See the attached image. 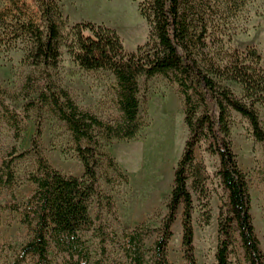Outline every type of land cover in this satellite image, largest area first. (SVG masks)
I'll use <instances>...</instances> for the list:
<instances>
[{"label": "rangeland", "instance_id": "obj_1", "mask_svg": "<svg viewBox=\"0 0 264 264\" xmlns=\"http://www.w3.org/2000/svg\"><path fill=\"white\" fill-rule=\"evenodd\" d=\"M66 21L65 28L79 22L105 24L117 30L128 51H134L149 37L150 26L139 9L140 0H57ZM36 0H0L11 12L36 9ZM218 37V38H217ZM210 40L215 53L240 51L255 47L264 68V0H251L246 9L228 19L222 34ZM31 43L19 39L0 48V174L4 162L13 161L15 174L12 188L0 185V264H14L21 248L35 235V223H25V201L34 191L30 176L37 172L38 154L33 143L38 139L41 154L49 164L65 176L81 177L84 166L79 158L73 133L52 102L50 94L59 89L68 92L75 103L106 124L122 119L118 98L119 86L109 70L87 71L75 62L66 47L56 68L35 66L30 62ZM140 130L132 139L107 140L101 136V151L113 157L120 172L110 164L108 156L96 166L99 193L89 205L93 226L83 234L89 248L86 264H130L126 256L124 233L143 226L146 260L151 263L154 247L168 213L174 185V173L189 135L185 123L184 99L177 82L162 75L141 77ZM238 97H243L239 84L228 82ZM61 103L64 102L62 97ZM264 128V106H259ZM232 147L241 168L247 173L251 193V213L256 234L264 253V142L253 135L250 122L231 110ZM88 141L83 140L82 146ZM25 156L19 157L21 153ZM14 159V160H13ZM196 162L203 167L204 177L196 185L188 181L193 196L196 264H218V217L227 195L217 172L219 156L202 141L196 149ZM183 210L179 207L172 226L173 236L167 257L173 264H189L184 254ZM106 231L103 251L99 227ZM48 257L53 264H75L84 257L70 254L53 240ZM102 259V260H101ZM29 255L22 264H39ZM230 264H248L239 236L231 247Z\"/></svg>", "mask_w": 264, "mask_h": 264}, {"label": "trees", "instance_id": "obj_2", "mask_svg": "<svg viewBox=\"0 0 264 264\" xmlns=\"http://www.w3.org/2000/svg\"><path fill=\"white\" fill-rule=\"evenodd\" d=\"M250 1L140 0L139 9L149 23L150 32L148 40L134 51H128L117 30L105 24L79 22L65 28L67 20L57 0H36V9L30 13L26 9L13 13L0 5V48L26 39L31 43L28 58L33 65L56 68L61 61L62 47H66L81 68L111 71L119 86L123 114L119 123L106 124L82 110L64 89L50 94L60 117L73 133L84 173L81 177L63 175L43 157L38 139L34 140L38 169L30 176L35 188L25 201L23 217L25 223H35V235L21 248L14 264L24 263L29 255L38 256L39 264H53L48 257L52 240L71 257L85 258V263L78 260L75 264L90 261L83 234L94 223L89 205L93 195L99 193L96 166L100 158L97 156H108L110 164L120 172L113 157L101 151L98 136L107 140L136 136L141 128L139 80L157 75L178 83L189 135L174 173L168 213L150 249L153 260L151 263L146 260L144 230L138 226L124 233L125 254L130 264H173L167 257V249L181 205L184 207V254L189 264H196L194 202L188 181L193 178L196 185L204 177L202 165L196 162V149L204 140L209 142V150L219 156L217 174L227 195L219 210L217 263H231V247L237 233L246 262L264 264L251 213L249 178L238 162L231 140V110H234L250 122L255 139L264 142L259 111V106H264L261 55L255 47H248L245 53L234 50L223 54L215 53L210 47V40L223 33L228 19L243 12ZM228 82L239 84L243 97L235 95ZM83 140L89 144L82 146ZM12 163L5 161L0 174V185L9 188L16 178ZM99 232L105 251L104 227L100 226ZM98 264L105 263L98 261Z\"/></svg>", "mask_w": 264, "mask_h": 264}]
</instances>
